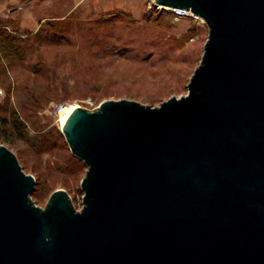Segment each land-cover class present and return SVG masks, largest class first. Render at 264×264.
Wrapping results in <instances>:
<instances>
[{
	"label": "water",
	"instance_id": "water-1",
	"mask_svg": "<svg viewBox=\"0 0 264 264\" xmlns=\"http://www.w3.org/2000/svg\"><path fill=\"white\" fill-rule=\"evenodd\" d=\"M156 2L210 28L189 92L71 111L80 211L0 144V264H264V0Z\"/></svg>",
	"mask_w": 264,
	"mask_h": 264
},
{
	"label": "rangeland",
	"instance_id": "rangeland-1",
	"mask_svg": "<svg viewBox=\"0 0 264 264\" xmlns=\"http://www.w3.org/2000/svg\"><path fill=\"white\" fill-rule=\"evenodd\" d=\"M43 1L0 0V144L35 176L37 205L63 188L80 211L87 166L69 146L57 104L159 106L186 95L210 28L200 16L178 17L147 0L116 8L104 0L74 8L70 0L65 10H46Z\"/></svg>",
	"mask_w": 264,
	"mask_h": 264
},
{
	"label": "built area",
	"instance_id": "built-area-1",
	"mask_svg": "<svg viewBox=\"0 0 264 264\" xmlns=\"http://www.w3.org/2000/svg\"><path fill=\"white\" fill-rule=\"evenodd\" d=\"M149 7H157V8H163L164 6L161 4H158L156 0H147ZM174 13L180 17V16H187V15H194L196 17H199L198 15L194 14L190 10L181 9V8H170ZM71 105L67 102H60L56 106V112L59 114L66 113L67 111H71Z\"/></svg>",
	"mask_w": 264,
	"mask_h": 264
},
{
	"label": "crops",
	"instance_id": "crops-1",
	"mask_svg": "<svg viewBox=\"0 0 264 264\" xmlns=\"http://www.w3.org/2000/svg\"><path fill=\"white\" fill-rule=\"evenodd\" d=\"M69 1L70 0H44L42 3L45 4L46 10L53 9L54 7L57 6H60L61 9L65 10L67 9V7H70L68 5ZM71 1H75L73 6L74 8H76L79 6L82 0H71ZM104 1H110V5H113L115 8L123 5V0H104Z\"/></svg>",
	"mask_w": 264,
	"mask_h": 264
},
{
	"label": "bare ground",
	"instance_id": "bare-ground-1",
	"mask_svg": "<svg viewBox=\"0 0 264 264\" xmlns=\"http://www.w3.org/2000/svg\"><path fill=\"white\" fill-rule=\"evenodd\" d=\"M77 106H71V109L76 108ZM72 111V110H71ZM71 111H67L66 113H63L61 116V124L64 125V123L66 122L67 118L69 117Z\"/></svg>",
	"mask_w": 264,
	"mask_h": 264
}]
</instances>
